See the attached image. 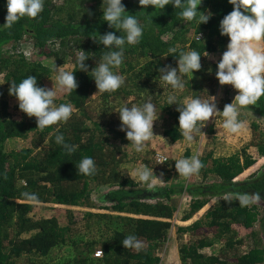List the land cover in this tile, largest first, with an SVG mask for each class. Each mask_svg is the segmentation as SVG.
I'll return each mask as SVG.
<instances>
[{
  "label": "trees",
  "instance_id": "obj_1",
  "mask_svg": "<svg viewBox=\"0 0 264 264\" xmlns=\"http://www.w3.org/2000/svg\"><path fill=\"white\" fill-rule=\"evenodd\" d=\"M123 3L130 12L126 15H136L144 26L143 36L138 44L125 46L124 62L114 69L125 84L115 92L100 93L89 72L106 49L94 39L116 31L102 18V0H44V10L37 18L25 17L10 29L3 26L6 0H0V73L8 90L11 83L28 76H35L38 86L44 87L57 67L75 72L79 84L65 99H55L57 106L72 105L71 118L45 129L37 128L35 117L12 114L14 96L0 101V264H160V250L171 242L173 227L179 264H264V163L244 174L257 162L249 148L264 157V97L257 105L241 108L245 113L240 120L254 115L247 146L222 154L213 136L198 151L185 150V158L199 155L203 164L192 175L193 181L171 182L151 190L141 187L124 173V164L132 160L114 142H130L115 112L122 105L139 106L150 99L162 118L169 120L163 135L176 143L184 140L178 128L180 113L176 104L167 105L168 95H176L182 103L196 97L215 99L221 111L231 103V90L219 84L215 72L229 41L220 34V21L233 5L228 0H203L200 10L211 17L199 25L195 20L184 22L180 10L172 5L160 12L152 6L143 9L138 0ZM26 41L33 47L32 58L18 49ZM78 48L93 56L86 61L89 72L78 70ZM180 50L209 56L201 57L202 69L192 79L182 76L185 87L178 91L160 82L158 69L168 64L178 67ZM209 125V121L200 125L203 128L195 142L209 131ZM60 133L66 143L77 146L74 153L68 154L55 142ZM16 140H28V145L16 148ZM9 144L14 147L8 148ZM84 157L94 159L95 174L77 172L76 164ZM157 162L149 154L142 157L148 169L166 170L170 160ZM102 187L109 190L101 197L103 203L97 204L93 195ZM24 193L36 194L37 200ZM255 193L262 194L260 201L239 203L241 195ZM45 204L105 212L65 208L63 220L56 215L37 216ZM175 218L179 221L174 222ZM128 235L142 242L141 250L123 246Z\"/></svg>",
  "mask_w": 264,
  "mask_h": 264
},
{
  "label": "clouds",
  "instance_id": "obj_2",
  "mask_svg": "<svg viewBox=\"0 0 264 264\" xmlns=\"http://www.w3.org/2000/svg\"><path fill=\"white\" fill-rule=\"evenodd\" d=\"M7 15L5 17V28H12L15 23L28 17L37 18L44 10V0H6ZM203 0H138V4L147 9L149 6L162 12L167 5L179 9V17L184 22L195 20L199 25L207 23L211 17L200 10ZM233 5V10L226 14L220 21L219 31L222 36H227L229 41L226 50L217 62L215 76L221 86L231 85L237 94L231 103L225 104L221 111L214 100H203L199 97L192 98L186 102H180L177 96H167V105H177L180 113L179 125L180 135L187 141L194 140L196 134L201 132L200 125H204L210 118L222 114L223 130L237 133L244 127V122L239 119L240 109L257 105L261 97H264V0H228ZM103 20L108 23L109 31L101 34L99 39H94L104 46L102 56L96 66L89 72L86 63L90 52L78 48L75 54V62L78 70L91 73L96 87L100 93H112L125 84V78L114 69H119L124 62L126 45H136L140 42L144 26L136 15L128 14L123 0H102ZM119 32L120 35H117ZM123 33V35L121 34ZM200 38V37H199ZM176 53V49H172ZM201 55L196 50L178 53V67L171 64L164 65L158 69L160 82L170 85L174 90H183L185 87L182 76L193 78L195 72L202 69ZM59 86V89L56 87ZM79 87L75 72L56 69L54 87L47 88L38 86L35 76H28L20 83H11L9 94L18 100L19 109L28 117H35L37 128L45 129L59 122H67L72 114L71 104H55L58 90L71 92ZM214 97V96H212ZM115 112L119 113L121 121L120 130L126 133V138L134 146L137 153L144 151L145 145L154 135V122L160 117L156 106L149 99L144 103L132 106H122ZM55 142L63 145L68 154L77 150L76 145L65 142L62 133L55 136ZM165 161L159 160L157 164ZM203 167L199 155L190 158L175 160V168L180 176L191 177L197 174ZM79 174L89 176L96 172V164L92 157H84L76 164ZM131 175V174H130ZM153 172L147 167L136 170L135 177L139 182L146 183L151 190L154 181ZM261 193H255L252 197L247 194L239 197V203L250 205L260 201ZM30 200H37L34 193H24ZM125 248L141 250L143 244L135 235H128L122 240Z\"/></svg>",
  "mask_w": 264,
  "mask_h": 264
},
{
  "label": "rangeland",
  "instance_id": "obj_3",
  "mask_svg": "<svg viewBox=\"0 0 264 264\" xmlns=\"http://www.w3.org/2000/svg\"><path fill=\"white\" fill-rule=\"evenodd\" d=\"M19 51L25 53V55L28 58H32L33 56V47L29 42H22L18 45ZM68 68V67H67ZM65 68L63 70L68 71V69ZM56 78V71L55 74L51 77H49L44 83L43 86L47 88H53L54 87V80ZM225 87L229 88L231 90L230 98L231 102L234 100L235 95L237 94V91L233 89L231 85H224ZM56 87L59 89V86L56 85ZM67 94V91H60L58 90V94L56 99H65ZM9 98V90L8 87L5 86L4 76L0 73V101L3 99ZM118 106L121 105L120 103L117 104ZM10 111L15 117H23L27 116V114L23 113L19 107H18V100H14L10 104ZM124 106V105H122ZM244 110L240 109V114H242ZM159 113V111L157 112ZM245 113V112H244ZM220 115H216V117L210 118L208 126V132L201 133L199 142H195L194 140L189 142L187 140H180L176 143H170L167 141L165 136L163 135L162 131L164 126L168 125V121L164 120L162 118V114L160 113L159 119L154 122V135L151 138L149 142L146 143L144 151L141 153H137L135 151V148L133 145L130 144H121L119 140H114V142L118 145H120L126 152H128L132 162L124 164L123 170L126 176H129L131 178V175L135 177L136 170L139 168L145 167L142 163V157L144 155H148L151 160L154 159L157 153L165 154L170 162L167 166V169H152L149 170L153 172L152 180L154 181L153 186H166L171 184V182H188L189 180L193 181L195 179L194 176L192 177H186L185 179H182L184 176H177L178 172L175 168V160L180 158H185V150L188 147H191L193 152L198 151V146H202L206 144L207 139L211 138L213 136H216L218 139V142L222 146V154H230L234 151H237L239 148H242L244 146H247L248 142L251 139V127H250V120L253 119V116L249 114L250 116L246 120H242L244 122V127L237 133H231L226 130H223L222 124H223V117H219ZM259 119V118H257ZM260 120V119H259ZM213 124V125H212ZM210 128H213L214 132L210 131ZM209 141V140H208ZM28 140H16V148L27 146ZM11 144L8 145V148H13ZM249 152L252 153L256 158L257 162L255 165H253L250 169H248L244 174L246 175L248 172H250L253 168H258L261 164L264 163V157H261L258 155V153L255 151V148H249ZM131 174V175H130ZM243 175L239 176L237 178L241 179L243 178ZM189 179V180H188ZM135 182L140 184L141 187L148 186L146 183L139 182L138 179H134ZM109 189L106 187H102L101 191L98 194H94V200L97 202V204H102V195H104ZM46 209H39L36 213L37 216H44V215H56L61 220L64 219L65 214L62 210L65 208H70L73 210H77L78 212H82L85 210H92L95 212H105V210H100L98 208H84V207H77V206H64V205H56V204H45ZM179 220L177 218L174 219V222H178ZM170 238H172L171 242H168L165 244L164 247L160 250V256L162 258V261L160 264H179V254H178V248L175 249L173 245L177 244V233H176V227H173L169 232ZM187 239V238H186ZM177 241V242H176ZM216 247V246H215ZM217 248V247H216Z\"/></svg>",
  "mask_w": 264,
  "mask_h": 264
},
{
  "label": "built area",
  "instance_id": "obj_4",
  "mask_svg": "<svg viewBox=\"0 0 264 264\" xmlns=\"http://www.w3.org/2000/svg\"><path fill=\"white\" fill-rule=\"evenodd\" d=\"M155 157H156L157 161L163 160L165 162L167 161V158H168L165 154H162V153H157ZM97 255H101V251H97Z\"/></svg>",
  "mask_w": 264,
  "mask_h": 264
},
{
  "label": "crops",
  "instance_id": "obj_5",
  "mask_svg": "<svg viewBox=\"0 0 264 264\" xmlns=\"http://www.w3.org/2000/svg\"><path fill=\"white\" fill-rule=\"evenodd\" d=\"M212 202H214V200H212V201L209 203V205H211ZM182 223H188V222H182Z\"/></svg>",
  "mask_w": 264,
  "mask_h": 264
}]
</instances>
